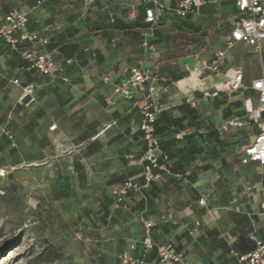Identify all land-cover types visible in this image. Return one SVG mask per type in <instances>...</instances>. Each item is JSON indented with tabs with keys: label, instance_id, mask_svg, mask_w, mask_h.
I'll list each match as a JSON object with an SVG mask.
<instances>
[{
	"label": "crops",
	"instance_id": "0c3cea01",
	"mask_svg": "<svg viewBox=\"0 0 264 264\" xmlns=\"http://www.w3.org/2000/svg\"><path fill=\"white\" fill-rule=\"evenodd\" d=\"M163 1L172 7L178 4V0ZM235 1L212 0L187 18L172 11L161 13L155 26L157 51L147 64L159 76L182 79L187 64L211 57L219 49V19L233 16L234 26L238 16ZM10 3L32 6V0H0L3 9ZM145 7L143 0H93L90 5L83 0H47L36 8L31 14L32 29L57 24L55 42L59 44L53 53L60 67L57 76L42 74L0 42V155L14 156L52 175L61 174L62 191L83 192L90 208L93 204L100 207L97 218L90 214V219L103 226V242L112 241L111 252L118 257L136 240L132 255L142 264H158L156 248L142 255L146 230L139 214L146 209V217L156 221L150 232L153 241L184 250L189 264H238L234 253L256 246L251 235L264 241V166L242 163V151L253 141L256 129L254 133L222 129L232 116L244 114L243 92L229 95L223 91L219 98H203V91L222 88L223 75L206 74L189 86L157 94L160 103L171 106L170 114L165 111L158 123L162 148L179 168L143 194L132 195L126 203L116 202L114 190L123 182L142 181L143 168L136 161L145 147L139 130L142 114L131 101L113 95L112 87L101 79L122 78L142 47L113 28L110 15L126 20L128 11L135 8L136 20L144 22ZM182 24L216 31L195 47L200 48L199 53L167 65L161 61L169 50L167 37ZM65 42L77 44H60ZM64 45L80 46L82 53L79 56L72 47L58 49ZM29 85L34 86L35 99L26 104L23 88ZM236 101L241 103L232 104ZM176 117L181 118L179 124L171 120ZM54 124L56 128L50 130ZM243 132L249 135L245 145ZM130 153L135 160L127 158ZM202 197L206 205H200ZM187 202L192 203L187 206ZM120 264L124 263L120 260Z\"/></svg>",
	"mask_w": 264,
	"mask_h": 264
},
{
	"label": "built area",
	"instance_id": "2783aa9c",
	"mask_svg": "<svg viewBox=\"0 0 264 264\" xmlns=\"http://www.w3.org/2000/svg\"><path fill=\"white\" fill-rule=\"evenodd\" d=\"M47 0H34L30 7L19 6L10 3L6 9L0 5V42L6 44L11 52L18 54L28 61L32 68L45 75L57 76L60 67L53 59L55 48H51L52 39L57 32V24L52 23L44 28L32 29L30 27L32 12L42 6ZM85 5H90L93 0H83ZM212 0H178L175 7L163 0H143L145 7V22L149 28L143 32L141 47L143 49L136 61L126 70L122 78L104 76L101 81L112 87L113 95L129 100L134 106L140 108L142 121L139 130L142 132L144 152L136 159L134 153L127 155L130 160H135L142 165V181L128 179L114 190L117 204L127 202L134 194H143L144 189L158 182L164 176L173 174V161L162 148V137L157 132V120L159 116L168 111L170 104L159 102L157 94L165 92L175 86L186 87L202 79L206 74L214 76L223 75L225 81L221 89L203 91V98H219L221 92L229 95L244 90H253L259 94L258 98L250 95L243 100L244 116L234 115L222 126L223 130L231 127L238 129H250L256 127L254 139L242 151V163L258 162L264 166V0H236L235 6L238 12L236 22L229 34L225 46L216 50L211 57H202L194 64L185 66V76L182 79H172L159 76L156 69L147 64L148 58L157 51L154 44L155 26L159 21V15L165 11H172L180 18L189 17L195 8L205 6ZM136 18V10L132 8L127 13V20ZM111 23L115 17L110 15ZM237 45H245L255 49L262 60L263 72L253 79L248 86L245 84V74L242 68L227 66L229 55ZM200 52V48H194L192 54ZM67 80V78H64ZM155 81H161V85H154ZM19 83V80H15ZM34 86L23 88L22 100L26 104L34 101ZM188 102L191 100L188 99ZM52 125L50 130H54ZM12 138V135L3 130ZM182 138V136H179ZM4 172V170H3ZM146 200V197H145ZM200 205H206V198L202 197ZM140 220L143 222L146 236L143 237V253L156 248L158 264H189L184 250H179L170 244H156L150 232L156 225V221L146 217V209L140 212ZM200 223L197 222V225ZM255 242V248L247 253L235 252L238 264H264V241L256 235H251ZM137 241H131L128 248L122 252L120 259L124 264H142V260L132 255L136 250Z\"/></svg>",
	"mask_w": 264,
	"mask_h": 264
},
{
	"label": "rangeland",
	"instance_id": "374dc122",
	"mask_svg": "<svg viewBox=\"0 0 264 264\" xmlns=\"http://www.w3.org/2000/svg\"><path fill=\"white\" fill-rule=\"evenodd\" d=\"M233 18L220 17L217 47L225 46ZM231 65L242 68L248 86L263 72L261 57L245 45L232 50L227 66ZM241 140L248 144L249 135L243 132ZM27 164L0 155V264H120L111 252L112 241L97 245L87 238L104 232L100 222H93L100 207L90 208L83 192L62 191L61 174Z\"/></svg>",
	"mask_w": 264,
	"mask_h": 264
},
{
	"label": "trees",
	"instance_id": "16d2710c",
	"mask_svg": "<svg viewBox=\"0 0 264 264\" xmlns=\"http://www.w3.org/2000/svg\"><path fill=\"white\" fill-rule=\"evenodd\" d=\"M33 3H34V0H32V4ZM110 25L113 28L120 29L124 33L130 35L133 39L138 41L140 44L142 41L143 32L149 28V24H147L145 22V20L143 22L142 20L141 21L136 20V18L132 21H128L127 19L126 20H119V19L115 18L114 23H112ZM215 31L216 30H214V29H210V30L209 29H202L201 27L187 26L185 24H182L181 26L178 27V30L175 33L170 34L167 37L169 50L164 54L161 61L167 62V65L168 64L170 65V64H173L175 61H177L179 58L186 57V56L190 55L196 46L200 45V43H204L206 40H209L214 35ZM56 44H59V43H56L55 37H53L51 48H55ZM60 44H77V43L65 42V43H60ZM70 47H72V51L74 53H78V55L80 56V54L82 53V49H80V46H77V45L76 46L64 45V46H60L58 49L63 51V50H66ZM142 53H143V49L141 50V55H142ZM167 77L175 79V80H178L181 78V76L175 77V76H170V75H167ZM242 92H243L244 97L255 94V92L251 89L244 90ZM240 103H241V101H236V102H233L232 104L238 105ZM164 114H166V112H163L157 120V132L160 135H161V133L158 131V123L160 121V118ZM168 114H170L169 111H167V115ZM171 120L174 124H179L181 122V118H179V117L172 118ZM161 137H162V135H161ZM162 143H163V138H162ZM170 150H171L170 144L167 142V152H170ZM170 156H171V154H170ZM176 167L179 168L176 165V161H173V169H177ZM191 203L192 202H187L186 205L189 206V205H191ZM87 238L91 242H93L97 245H101L103 242V237L100 234L89 233ZM249 239H250V241H252L251 238H249ZM245 253H247V252H245Z\"/></svg>",
	"mask_w": 264,
	"mask_h": 264
}]
</instances>
